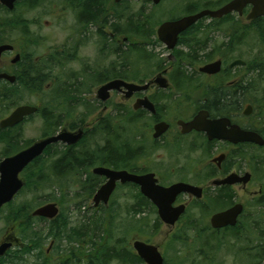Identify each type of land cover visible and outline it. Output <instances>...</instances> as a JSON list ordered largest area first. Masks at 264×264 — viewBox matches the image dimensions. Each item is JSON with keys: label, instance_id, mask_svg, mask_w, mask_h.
I'll return each mask as SVG.
<instances>
[{"label": "flooded vegetation", "instance_id": "af4514ba", "mask_svg": "<svg viewBox=\"0 0 264 264\" xmlns=\"http://www.w3.org/2000/svg\"><path fill=\"white\" fill-rule=\"evenodd\" d=\"M24 1H27L26 10L33 14H36L38 10L48 6L49 11L47 13H39L34 17L35 20H31L33 25L41 23L46 17L60 18L64 22L66 39L60 48L53 51L52 55L50 52V54L34 59V54L29 53L28 47V49L24 48V46H21L22 48L20 47L19 44L21 42H19L18 39L10 40V32L12 34L16 31L17 22L10 20L13 19V16L6 18L13 23L12 25H14V27L12 31L5 30V38H2V34L0 33V47H10L0 54V103L6 105H19L10 106V108L7 107L5 110L6 115L0 122L9 117L20 106H33L25 103V98L33 96V84L36 83L35 81H40L41 79L48 80V77L52 78L51 83L47 86L48 90H51L52 84L56 86L58 83H61L60 87H62L63 90L58 94V97H61L60 99L66 102H64L65 106L60 113L62 125L55 135L61 131L75 133L79 130H83L85 138L89 130H93L94 127L103 120L113 117L119 107H123L125 110L124 114L129 118L131 101L134 100L136 103L137 100H145L147 98L154 105L155 112L145 107L136 111L134 109L135 103L133 104L132 111L141 115V122L147 127V129H145L147 133L146 136H141V145L135 148V150L139 152L138 158L132 163L129 161L128 168L124 169V171L138 176L153 175L157 180V184L166 188L177 183H186L201 188L203 190L202 200H197L195 197H191L187 194L179 196L175 205L179 206L186 204L187 209L178 223L190 217L188 212L192 209L191 206L194 202H202L204 199L210 200L215 196H220L230 203L226 208L215 214L224 212L237 204H242L245 209H247L246 205L240 202L242 194H245L250 197L256 208H260L258 211L262 212L260 215H264V209L261 208V205H258L259 201L264 202V168L261 169L262 165H260L258 157V152L264 151V144L259 145L257 142L244 140L236 142V140L231 141L228 138H210L207 132L196 130L184 133L183 127L180 124V122L190 123L199 116L200 113H204L206 114L207 121L216 122L225 120V126L221 127L229 132V137H232L230 134L232 131H242L256 134L264 143V78H250L253 76L258 77L257 73H262V71L256 70V72H254L255 69L253 70L251 68L252 65L248 64V62L243 59L236 60L244 61L246 63L245 66L230 68V65L236 60L229 63L230 59L225 58L221 53L218 54V57H215L219 51L217 45L214 44L213 35H209L211 31L214 34L220 31L219 33L223 34V36L228 39L227 43L224 42L221 44V48L223 50L230 49L234 52L233 54L237 53L242 47V40L248 38L256 41L259 37L264 39V31H257V25L259 23L264 24V17L256 20H248V15L252 11L251 5L243 10L242 15L235 12L221 19L206 17L200 20L196 25L179 36L177 45L173 50H169L163 44V46H165V51L169 53V62L166 64H159L155 66L153 72L147 73V71L144 72V69L138 72L131 71L132 69L129 63L130 56L127 53L132 38L130 6L132 3L160 6L164 0L158 5H154L152 2L146 0H121L120 2H116V0H58V2H56L57 0H20L15 3L14 10L12 11L8 10V8L1 3L0 6L14 13ZM231 1L232 0L223 3L224 0H201V9L196 5V2H193L195 5L190 4L187 6V14L183 17L171 19L166 22L177 21L184 17L198 14L203 10L216 11ZM55 3H57L59 10L58 15L54 16L55 13L52 9L55 7ZM133 19L137 20L136 17ZM142 20H145V18L142 17ZM45 24L48 26L49 22L46 21ZM230 24L232 25L230 26ZM227 25L230 26V32H221L222 30L220 29L223 27L226 28ZM233 26L235 27V31H233ZM195 27H199L203 36L207 34L208 36L202 43L196 42V39L191 37L190 40H188L189 49L191 50L198 45L204 48L205 53H211L213 58L203 65L200 64V66L183 63V66L189 70V73L192 74L193 77V79H184L183 74L178 73L179 70L184 68L177 63V55L179 49H181L183 45V39L189 34L195 33L190 32L191 29ZM23 28L25 29L24 35H27L28 32H26V29L28 28H26V26ZM29 30H31V25L29 26ZM95 38V48L99 49L101 55L117 56L119 59H122L119 66L114 64L115 62H112L108 69L99 72L93 68L92 64L82 65L84 61L82 52L86 46L93 44L92 41H94L93 39ZM153 38H156V34ZM25 39L29 40V38ZM159 43L161 45V42ZM255 44L257 45V43ZM254 48L251 47L252 50H254ZM217 61L222 62V70L218 74L207 75L200 72V68ZM72 63L79 67L78 71L69 70ZM52 67H54L53 70H51ZM59 71L60 75H56V72ZM45 72H49L50 75H48V73L44 74ZM159 77L166 79L168 84L167 88H161L155 82ZM115 80L149 87L141 92L135 93L131 98H127V91L124 88L122 91L114 90L110 92V97L107 101H102L98 95L99 89ZM94 82H99L100 85L96 93V99L98 105L101 107V112L93 123L83 124L77 109L67 105V102H69V104H79V99L77 97L79 94L78 88L89 87V85ZM64 94H66V96ZM114 96H118L121 101H123V103L117 105V111H114L112 105L107 104ZM187 103L191 105V108L188 109V107H185L188 105ZM127 106L129 107L127 108ZM36 116L37 114L25 118L23 123L14 128H0V131L9 134L12 133L11 136L17 135L16 132L29 122L30 119ZM163 122L167 123L170 127L159 138H155L154 128L157 124ZM83 139L78 144L72 146L66 144L57 145L62 149L73 148L80 152L81 148L79 144ZM128 147L130 148L131 145L128 144ZM147 149H151L155 152L164 151L167 153L190 152L193 154L196 152L200 153V155L204 154V156L207 157V161L205 167L199 170L196 169L197 171L193 172L191 169V165H193L191 164V160H187V163L173 168L172 165H166L164 161L165 157L160 155L159 165H157L156 169L148 168L147 165L145 167H140L138 164L142 158H144L143 156H145ZM98 167L113 169L107 166ZM176 171L183 177L179 181L174 182L171 180L177 175ZM184 176L186 177L184 178ZM100 178L102 179L101 184H103H100L101 186L99 185L100 187L98 190L107 181L104 177ZM229 178H232L235 182L232 181L224 184ZM216 182H221L222 184L216 185ZM122 187L135 192L138 197L141 196L145 198L141 193L140 186L133 183H127L125 185L119 183L111 200L115 193ZM185 199L189 201L184 202L183 200ZM133 205H136V201H134ZM104 206V204H100L95 209L99 210ZM155 209V213L158 215V210L156 207ZM136 210V212H138L141 210V207L139 208L136 206ZM193 210L200 212L204 216H207L208 214L206 213L210 212V210H207L203 213L202 211L204 210L201 208H194ZM215 214H213L211 218ZM243 219L244 214L239 217L236 227L241 225ZM257 220L259 221V217ZM236 227L212 230L215 232L227 231L228 229ZM9 239L14 240L13 248L20 243V241L17 240L16 234H9V232H7V235L0 243ZM50 250H48V256H46L48 262L53 260L50 255ZM9 252L6 256L0 258V264H3Z\"/></svg>", "mask_w": 264, "mask_h": 264}, {"label": "rangeland", "instance_id": "374dc122", "mask_svg": "<svg viewBox=\"0 0 264 264\" xmlns=\"http://www.w3.org/2000/svg\"><path fill=\"white\" fill-rule=\"evenodd\" d=\"M200 1V2H199ZM58 2V0L56 1ZM193 2H196V5L199 6V8L202 5L201 0H164L163 3L160 6H152V5H144L143 3H132L130 6L131 15L135 14L139 11H144L146 17H149V19L152 21L151 27L157 29L156 27L166 21H170L171 19L183 17L185 14H187V6L190 4H194ZM55 10V11H54ZM58 6L57 3H55V7L52 9V11L55 13V15H58ZM49 11L48 6H45L43 9L38 10L36 14L29 13L26 8L22 5H20L13 14V20L17 22V29L15 32L11 34L10 32V40H16L18 39L19 42H21L19 45L24 46V48H29V53L34 54V59L37 57L53 54V51L57 50L61 47L62 43H64L66 39V31L64 29V22L60 18L55 17H46L44 20L39 23L33 25L31 20H35L34 17L38 15L39 13H47ZM51 12V13H53ZM4 20V19H3ZM9 20V19H8ZM48 21L49 25L47 26L45 22ZM31 25V30H29V26ZM232 24H230L231 26ZM26 29V32H28L27 35H24V28ZM230 26L223 27L221 32H230ZM234 27V26H233ZM219 30V29H218ZM233 31H235V27L233 28ZM34 32V34H33ZM218 31L216 34H214L212 31L209 33V35H213L214 44L217 45V49L219 53L215 55V57H218V54L221 53L222 56L225 58H229L230 62L236 60V59H243L247 62H253L256 59V56L260 53H264V48L262 47V39L259 37V39L251 40L246 39L242 40L243 45L238 50L237 53L233 54L230 49H222L221 44L227 43L228 39L223 36V34L219 33ZM29 35V36H28ZM39 35V36H36ZM208 36L201 34V31L198 33L189 34L183 39L182 47H189L190 38L196 39V42L201 43L204 41V39ZM25 38H29V40H26ZM44 38V39H42ZM93 44H89L85 47V49L82 52L83 57V63L82 65L86 64H92L93 68L96 71L103 72L106 69H108L112 64H116L119 66V63L122 62V59H119L117 56H104L101 55L98 48H95L96 38L93 39ZM134 42H138V39H133ZM155 39L153 38L152 41ZM159 43V42H158ZM257 43V45L255 44ZM151 45L150 48L147 50V53H149V61H145L139 58L138 55L133 54L130 55L129 63L131 66V71H140L141 69H144V72L147 71V73L153 72L155 66L159 64H166L168 63V56L169 53L165 51V46L163 44H156ZM188 44V45H187ZM213 47V45H212ZM251 47H255L254 50L251 49ZM22 48V47H21ZM27 48V49H28ZM184 48V49H185ZM186 51V50H185ZM252 53V54H251ZM176 57V56H175ZM262 62V61H261ZM261 62L258 64V66L261 65ZM205 63H202L203 65ZM200 66V64H199ZM254 66V65H252ZM257 66V67H258ZM255 67V66H254ZM51 68V70H53ZM70 71H78L79 67L77 65H72L69 67ZM254 70V69H253ZM57 71V70H56ZM69 71V74H70ZM74 72V73H75ZM49 72H45L44 74ZM59 72H56V75H60ZM254 77V76H253ZM252 78V77H250ZM52 78L48 77V80H46L45 84L43 85L44 90L42 92L36 91L33 96H30L29 98H25V103L31 104L33 106H40L43 110H48L47 105L49 102L53 101V98L58 95L63 88L60 87L61 83H58L56 86L52 84L51 90H48L47 86L51 83ZM100 85L99 82H94L89 85V87H81L78 88V99L79 104L77 103H71L70 106L73 108H76L78 113L80 114V118L85 120V123H93L99 113L101 112V107L98 105L97 99H96V93L99 89ZM45 91V92H44ZM49 91V92H48ZM75 93V92H74ZM35 95V96H34ZM120 103H123L121 99L118 96H114L111 98V100L107 103L109 105H112L114 108V111L116 110L117 105ZM134 100L131 101L130 104V110L133 109ZM73 104V105H72ZM77 104V105H76ZM188 104V103H187ZM10 104H3L0 103V120L5 117L7 107H9ZM49 107V106H48ZM129 106H127L128 108ZM185 107L191 108V105H186ZM128 127V126H127ZM60 127L53 128L50 127L45 123V121L42 119L41 116H36L32 119H30L29 122H27L25 125L22 126L21 129H19L16 133L21 136L20 139V146H18L17 152L25 149L28 144L34 143L35 141L40 140L42 137L45 136V134L55 135L59 131ZM145 129H147L146 126L142 122H139L136 127L133 128V130L130 131V128L128 127V130H122L119 131L117 134L120 136L119 141L120 144H132L134 145V148H137L141 145V136H146ZM136 135V136H135ZM90 138H93V140H90ZM88 138L87 145L93 146L94 148L100 149L105 145L104 138L100 136L90 137ZM135 138V139H134ZM134 139V140H133ZM139 141V142H137ZM9 149V147L4 144L0 143V160L2 161L4 159L3 154L5 151ZM132 149V148H131ZM12 151V150H11ZM16 153V151H15ZM160 155H163L164 161L166 165H172L173 168H176L179 165H182L184 163H187V160H191V169L193 172H196L200 168L205 167V163L207 161V157L204 156V154L200 155V153H190V152H174V153H167L164 151L155 152L151 149H147V152L144 158L139 162L140 167H145L147 165L148 168L156 169L157 165H159V158ZM200 157V158H199ZM259 157V163L261 166V169L264 168V151L258 152ZM132 163V162H131ZM131 165V164H130ZM176 166V167H175ZM98 167L95 166L88 170L89 175L88 177L93 174V169ZM197 169V170H196ZM176 176L172 178L171 181H179L183 176H180L178 174V171H176ZM22 178H25V174L21 176ZM86 172H83L81 174L80 180L85 181L88 179ZM186 176H184L185 178ZM196 177V176H195ZM71 178V177H70ZM66 180V179H65ZM66 183V184H65ZM64 185L70 186L71 188H68L66 190L65 196L66 202L65 205L62 207L60 206V223H64L65 220L69 223V229L70 228H81L82 225L86 222V219L93 218L95 215H108L110 217V224H109V234H107V238H112L113 241L121 240L124 237L128 238V242H126L127 245L131 247L133 250V243L137 240L145 241L154 245H157L160 247V251L165 259V264H193L195 261H199L201 259V256L203 259L207 258L209 255H212L210 253V249L213 247H219V252L216 255L215 263L214 264H247V261L241 256V252L244 249H254L255 246H257V240L259 244V237H258V231L254 230V235H249L246 228L250 226L252 223H255L258 221L257 218L259 216V210L260 208H256L255 204L251 201L250 197H248L245 194H242V198L240 199V202L244 203L247 207V213L244 216V219L242 221V224L239 226L241 234V239H236L232 235H226L224 232L220 233H213L210 227V218L213 214L219 212L222 210L221 206H217L214 202L210 200L204 199L203 205L204 207L201 208L205 213L207 210H210L207 216L202 215L198 211H194L193 209L195 207L191 206V210H189V216L185 220H182L180 223H178L175 227L169 228L166 225H164L160 220L158 215L154 212V210H146L145 213H142L140 215H137L135 217L134 212L131 210V206L134 204L135 197L137 194L130 189L126 188H120L115 195L113 196L109 206L103 207L102 209H95L94 208V202L93 197L98 190V188L103 184H101L99 187H97L95 193L88 197L85 196L83 198L76 199L75 196L79 194L80 196L83 195V192L81 190V186L78 184L76 179H69L65 181ZM70 183V185L68 184ZM101 183V182H100ZM67 188V187H66ZM65 188V189H66ZM62 197L61 193L56 187H47L46 189L34 192L31 190H27L18 195L15 199V202L17 204L23 205H33V209L39 208L41 206H44L49 203H57L53 202V200L57 197ZM40 199V200H39ZM69 199H74L73 202H67ZM40 201V202H38ZM184 202H188V199L183 200ZM80 202V206H76L75 203ZM264 209V207H261ZM9 208L4 207L0 211V242L3 241L5 236L7 235V232L10 233H16L17 236L18 230H11L10 228L12 225L8 224V215H9ZM261 217V218H260ZM157 219L160 221V224L155 228V222ZM259 219H261L264 223V215H260ZM48 221V220H47ZM135 224L138 226L137 230H134L130 233V235L126 232L128 231L127 226ZM264 227V226H263ZM35 228L38 231H43L46 235L51 228V224L48 222H38L35 225ZM140 229V230H138ZM246 232V233H245ZM262 236H260L261 238ZM24 241H20V243L15 246L7 255L8 257L5 259V263L11 264L9 261L14 260L15 264H41L43 262H48L47 260V252L51 248V260L53 263H57L58 261H66L68 264H78V260H74V256H69V250L71 249H80V247L90 249V247L85 246L83 244L79 245L80 242L78 241H70L69 239H49L46 242V245L44 247V255L38 256L39 252L31 251L29 255L22 256L16 254L19 250L18 247L23 245ZM77 246L79 248H77ZM58 247L60 250H58ZM23 249V248H22ZM46 253V256H45ZM60 253V254H59ZM78 256L81 252H78ZM63 254V255H62ZM240 255V256H238ZM19 257V259H18ZM56 261V262H55ZM78 262V263H76ZM111 264H120L118 262H113Z\"/></svg>", "mask_w": 264, "mask_h": 264}, {"label": "trees", "instance_id": "16d2710c", "mask_svg": "<svg viewBox=\"0 0 264 264\" xmlns=\"http://www.w3.org/2000/svg\"><path fill=\"white\" fill-rule=\"evenodd\" d=\"M230 0H224L223 3L228 2ZM22 6L26 8L27 1L22 2ZM197 9V8H196ZM201 9V8H200ZM14 13L9 12L8 10L2 8L0 6V33L2 34V38H5V30H13L14 25L11 23L7 17L13 16ZM132 20L130 23L131 27V45L129 47V51L127 52L130 55L136 54L140 59L149 61V53L147 50L151 45H154L152 38L155 37V30L150 26L152 21L149 17H146L144 11H139L135 14L131 15ZM137 18L134 20L133 18ZM142 17L145 20H142ZM4 19V20H3ZM263 21V20H262ZM16 28V27H15ZM14 28V29H15ZM257 31H264V24L259 23L257 25ZM154 32V33H152ZM190 32L198 33L200 32L199 27H195L191 29ZM1 37V36H0ZM134 37V38H133ZM140 37V38H138ZM145 38V39H144ZM147 38V39H146ZM138 39V42H134ZM151 39V40H150ZM148 41V42H147ZM150 42V43H149ZM198 43H201V41ZM262 47L264 48V39H262ZM189 49V47H187ZM264 52V51H263ZM117 53V51H116ZM118 54V53H117ZM129 55V56H130ZM131 57V56H130ZM179 64L181 65L182 70H179V74H183L184 79H193L192 74L189 73L186 67L183 66V63L191 64V65H199L202 63H206L213 58L211 53H205L203 47L198 45L193 49H189L187 54H184L183 51L178 52ZM262 61V62H261ZM261 62V65L258 64ZM252 69L260 70L262 73H257L258 77L256 78H264V53H260L256 56V59L253 62H248ZM258 66V67H257ZM53 68V67H52ZM180 69V68H179ZM36 74V73H35ZM253 79V77H252ZM33 84L34 92H41L44 90L43 85L46 80L41 79L40 81H35ZM45 92V91H44ZM66 96V94H64ZM70 95V94H69ZM68 95V96H69ZM64 97V96H63ZM61 98V97H60ZM58 97V95L53 98L52 102H49L47 105L48 110L39 111L37 116H41L47 125L53 128L61 127L62 119H61V111L64 108V100L62 101ZM66 103V102H65ZM19 104H11L10 106H16ZM67 105H70L67 102ZM9 106V108H10ZM49 106V107H48ZM117 108V107H116ZM6 110V109H5ZM117 111V110H116ZM125 110L123 107H119L116 114L108 119L103 120L101 123L96 125L93 130H89L86 137L79 144L80 152L76 151L73 148L70 149H62L59 145H53L46 150V153L38 158L35 162H33L22 175L25 174L26 185L20 194L27 190H31L34 192H39L47 187H56L61 193L62 197H57L53 200V202H57L60 206H64L66 202V190L71 188L70 186L64 185L65 181L69 179H76L78 184L81 186V190L83 195L77 194L75 196L76 199L83 198L85 196H92L97 187L101 184V178L91 174L89 177L88 170L95 166H107L116 170H124L128 168V162H133L139 156L138 150H135L134 145L130 144L131 147L127 145L120 144L119 135L117 134L119 131L133 130L134 127L141 122V115L130 111L129 118L124 114ZM137 119V121H136ZM85 120L82 121L85 124ZM128 126V127H127ZM0 131V143L6 144L9 149L5 151L3 154L4 159L14 155L17 153L18 146H20L21 136L19 134H15L13 136L12 133L9 134L7 132ZM51 136L50 134H45L44 137ZM95 136H100L104 138L105 145L100 149L94 148L93 146L87 145L88 138ZM136 136V135H135ZM135 139V138H134ZM133 139V140H134ZM93 140V138H90ZM139 142V141H137ZM33 143L27 145L29 147ZM25 147V148H27ZM132 148V149H131ZM131 149V150H130ZM12 150V151H11ZM16 151V153H15ZM1 161V160H0ZM86 172L88 179L85 181H81L79 177L81 174ZM71 177V178H70ZM66 179V180H65ZM66 184V183H65ZM70 185V183H68ZM67 187V188H66ZM66 188V189H65ZM19 194V196H20ZM40 200V199H39ZM74 199H69L67 202H73ZM136 205L131 206L132 212H134L135 217L142 213H145L146 210H154L156 212L155 207L149 202L147 199L136 196L135 197ZM210 201L214 202L217 206L226 207L230 203L226 199L215 196L210 199ZM40 202V201H38ZM75 202V201H74ZM76 206H80V202L75 203ZM258 205L264 207V202L259 201ZM34 204H17L15 200L7 205L9 208L8 215V224L12 225L11 230H18L19 236H17L18 241H24L22 247H18V252L16 254L26 256L29 255L31 251L39 252L38 256L44 255V247L46 242L49 239L57 240V239H69L70 241H78L79 245L83 244L85 246L90 247V249L80 247V249H71L69 250V256L75 257L74 260H78V264H111L113 262H118L120 264H145L135 253L134 250L131 249L129 245L126 244L128 242V238L124 237L121 240L113 241L112 238H107V234H109V224L110 217L108 215H95L93 218L86 219L84 225L81 228H70L69 223L65 220L64 223H60V216L53 221H49L51 224V228L49 229L47 235L43 231H38L35 228V225L38 222H48L47 219L44 218H36L32 216V212ZM136 206L141 207V210L136 212ZM195 208H203V202L196 201L192 204V207ZM262 212H259L261 214ZM260 216V215H259ZM160 224V221L157 219L155 222V228ZM242 224V223H241ZM264 223L261 219L258 222L252 223L248 228H246L249 235H254L253 231H258L259 244L257 240V246L254 249L249 250L244 249L241 252V256L247 261V264H264ZM128 231H126L129 235L132 231L137 230L138 226L135 224H131L127 226ZM140 230V229H138ZM212 231V230H211ZM213 233L225 232L226 235H232L234 238L241 239V234L239 227L228 229L227 231H212ZM246 233V232H245ZM260 236H262L260 238ZM23 248V249H22ZM77 248H79L77 246ZM58 250L60 248L58 247ZM78 252H81L80 255ZM219 252V247H213L210 249V253L207 258L201 259L199 261H195L193 264H214L216 255ZM60 254V253H59ZM63 255V254H62ZM238 255V256H240ZM46 256V253H45ZM19 259V257H18ZM11 264H15V261H9ZM56 262V261H55ZM3 264H7L3 262ZM41 264H68V262L62 260L57 263L43 262Z\"/></svg>", "mask_w": 264, "mask_h": 264}, {"label": "water", "instance_id": "95a60500", "mask_svg": "<svg viewBox=\"0 0 264 264\" xmlns=\"http://www.w3.org/2000/svg\"><path fill=\"white\" fill-rule=\"evenodd\" d=\"M20 0H0L8 10H14L15 3ZM121 0H116L120 2ZM158 5L162 0H146ZM251 5L252 11L248 15V20H256L264 17V0H232L224 7L216 11L203 10L198 14L184 17L177 21L165 22L157 28L158 40L164 44L169 50H173L178 42L179 36L186 32L189 28L196 25L200 20L210 17L213 19H221L232 13L243 14V10ZM9 46H1L0 54L4 50H8ZM246 63L242 60H236L230 68L237 66H245ZM222 70V62L217 61L205 65L200 68V72L207 75H216ZM161 88H167L168 84L165 78L159 77L155 81ZM149 86H138L136 84H128L124 81L115 80L101 87L98 91L99 98L102 101H107L110 97V92L117 90L122 91L124 88L127 92V98H131L135 93L147 89ZM145 107L146 109L155 112L154 105L146 98L145 100H137L134 109L137 111ZM38 112V107L24 105L18 107L9 117L0 122V128H14L24 122L25 118L35 115ZM206 114L200 113L192 122H180L184 133H189L193 130L207 132L210 138H228L231 141H253L259 145H263V141L256 134L246 133L242 131L230 132L232 137H229L227 132L221 126H225V120L216 122L207 121ZM169 125L165 122L155 126V138H159L168 129ZM84 131L71 133L61 131L57 135L42 138L34 142L28 148L20 151L18 154L7 157L0 161V211L10 203H12L20 192L24 189L26 183L21 178V174L38 158L42 157L46 150L53 145L66 144L72 146L78 144L84 138ZM247 136V137H245ZM249 136V137H248ZM235 138V139H234ZM260 139V140H259ZM93 174L106 178V183L97 191L93 197L94 207L97 208L100 204L109 205L112 195L117 189L118 184L125 185L133 183L141 188L142 195L147 198L158 210V217L161 222L169 228H173L179 222L181 216L186 212L187 205L182 204L176 206L179 196L187 194L195 197L197 200H202L203 190L196 186L177 183L166 188L157 184V180L153 175L138 176L130 174L124 170H114L104 167H96L93 169ZM233 178V177H232ZM232 178L225 181L224 184L235 182ZM222 184L216 182V185ZM244 206L237 204L234 207L215 214L210 221L211 227L220 230L227 227H236L239 217L243 214ZM32 216L36 218H44L49 221L56 220L60 216V207L57 203H49L32 212ZM13 239L6 240L0 243V258L13 248ZM133 249L137 256L145 264H165V259L160 251V247L154 244H149L141 240L133 243Z\"/></svg>", "mask_w": 264, "mask_h": 264}, {"label": "bare ground", "instance_id": "6f19581e", "mask_svg": "<svg viewBox=\"0 0 264 264\" xmlns=\"http://www.w3.org/2000/svg\"><path fill=\"white\" fill-rule=\"evenodd\" d=\"M151 26V25H150ZM154 30H155V28H154ZM152 33H154V32H152ZM155 34H156V38H155V40L153 41V42H155L156 44H160V43H158V41H157V39H158V36H157V29L155 30ZM138 38H140V37H138ZM145 39V38H144ZM147 39V38H146ZM153 39V38H152ZM151 40V39H150ZM148 42V41H147ZM160 42V41H159ZM150 43V42H149ZM162 44V43H161ZM185 47H183L182 49H179V51L178 52H180V51H183L184 52V54H187L188 52H189V49L188 48H186V49H184ZM186 50V51H185ZM177 63H179V60H178V55H177ZM253 79H255V76L253 77ZM35 107H38V112L39 111H42L43 109L40 107V106H35ZM38 112L36 113V114H38ZM136 121H137V119H136ZM51 147V146H50ZM11 156H13V155H11ZM11 156H9V157H11ZM198 202V201H197ZM244 206V205H243ZM195 207V206H194ZM95 208V207H94ZM226 208V207H225ZM222 209H224V207H222ZM247 209H245V207H244V211H243V214H244V216L246 215V213H247ZM260 215V214H259ZM259 217V216H258ZM213 229V228H212ZM216 230V229H215ZM213 231V230H212ZM225 233V232H224Z\"/></svg>", "mask_w": 264, "mask_h": 264}]
</instances>
